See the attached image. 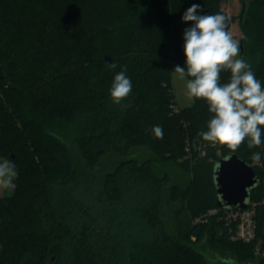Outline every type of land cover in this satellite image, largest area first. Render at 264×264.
Instances as JSON below:
<instances>
[{
  "label": "trees",
  "instance_id": "obj_1",
  "mask_svg": "<svg viewBox=\"0 0 264 264\" xmlns=\"http://www.w3.org/2000/svg\"><path fill=\"white\" fill-rule=\"evenodd\" d=\"M222 2L0 0V162L18 172L16 188L0 197V264H194L184 252L201 264H220L217 255L264 264V170L252 162L258 152L264 167V144L245 141L235 152L212 145L198 135L214 115L206 102L176 107L173 73L185 66L184 30L192 26L183 14L193 4L200 15L220 14ZM239 19L240 58L264 85V0L246 4ZM125 66L132 91L118 105L110 88ZM229 79L221 73L222 84ZM230 153L260 178L250 242L234 239L236 222H196L222 209L214 166ZM170 162L190 175L185 189L172 185ZM167 190L178 203L172 228Z\"/></svg>",
  "mask_w": 264,
  "mask_h": 264
},
{
  "label": "clouds",
  "instance_id": "obj_2",
  "mask_svg": "<svg viewBox=\"0 0 264 264\" xmlns=\"http://www.w3.org/2000/svg\"><path fill=\"white\" fill-rule=\"evenodd\" d=\"M200 6L193 4L183 14V22H192L184 30L185 66L177 65L174 72L179 79L186 78L190 98L203 100L208 105L212 118L207 130L198 133L212 145L226 146L237 151L247 141L248 147L264 144V85L255 76L251 65L240 56V44L228 31V18L223 14H198ZM115 68V64L111 65ZM126 66L114 76L110 97L121 104L132 91V82L126 75ZM230 72L227 83H221V73ZM157 139H163L162 126L151 129ZM253 159L261 160L260 153ZM18 172L14 163L0 162V188H16L14 180ZM220 264H235L231 257H220Z\"/></svg>",
  "mask_w": 264,
  "mask_h": 264
},
{
  "label": "water",
  "instance_id": "obj_3",
  "mask_svg": "<svg viewBox=\"0 0 264 264\" xmlns=\"http://www.w3.org/2000/svg\"><path fill=\"white\" fill-rule=\"evenodd\" d=\"M242 1L243 10L246 2ZM220 14L228 18V31L232 27L231 16L222 11ZM244 51L243 41L240 44L241 54ZM5 77V71L0 65V79ZM199 148V142L197 141ZM214 182L216 187L217 205L225 210H244L251 205L252 190L260 185V178L253 165L243 160L237 153L221 157L214 166Z\"/></svg>",
  "mask_w": 264,
  "mask_h": 264
},
{
  "label": "rangeland",
  "instance_id": "obj_4",
  "mask_svg": "<svg viewBox=\"0 0 264 264\" xmlns=\"http://www.w3.org/2000/svg\"><path fill=\"white\" fill-rule=\"evenodd\" d=\"M252 0H246V4H249ZM243 5L241 0H223L221 10L226 12L228 15L234 17V21L232 24L231 29L229 30L234 39H237L239 41V44H241V41L244 39V33L242 31L241 27V20L239 19L241 13H242ZM244 47V45H243ZM240 58V56H239ZM188 78L181 80L178 77L177 73H173V88L176 95V107L178 109H184L185 106H189L191 102L193 103V98H190L187 94L186 89V81ZM190 107V106H189ZM70 146L72 147V152L75 157V161L77 163V166L80 169H83L85 167V161L82 159V157L78 154L77 151V145L75 143H71ZM221 151L219 152V154ZM106 160V159H105ZM104 160V161H105ZM107 163L104 165L105 167H110V161H113L112 158H107ZM3 162V161H2ZM253 165H256L263 172L264 167L260 162H257L253 159ZM165 168L169 169L171 172L172 177V185L176 184L179 185L182 189L187 187L188 181L190 180V175L183 169V167L177 163V162H170L165 166ZM162 173V171H161ZM171 186L168 185V189ZM12 189H3L0 188V197H3L4 195H7L11 192ZM164 219L166 221V224L168 227L172 228L175 224L174 221V209L178 206V203L176 201L172 200V197L170 195V191L167 190L166 196H165V205H164ZM207 243H203L199 249L204 252H207ZM184 255L188 256V261L194 264H201V262L195 258V256L191 255L190 253H183ZM210 258V257H209ZM183 264H186V262H183Z\"/></svg>",
  "mask_w": 264,
  "mask_h": 264
},
{
  "label": "built area",
  "instance_id": "obj_5",
  "mask_svg": "<svg viewBox=\"0 0 264 264\" xmlns=\"http://www.w3.org/2000/svg\"><path fill=\"white\" fill-rule=\"evenodd\" d=\"M189 151V148H188ZM207 216V217H206ZM206 216L196 219V222L207 221L209 216H218L221 220L227 219L237 223L236 234L234 239H239L244 242H250L254 239L256 234V205L252 204L244 210H225L213 209L210 210ZM206 217V219H205Z\"/></svg>",
  "mask_w": 264,
  "mask_h": 264
},
{
  "label": "crops",
  "instance_id": "obj_6",
  "mask_svg": "<svg viewBox=\"0 0 264 264\" xmlns=\"http://www.w3.org/2000/svg\"><path fill=\"white\" fill-rule=\"evenodd\" d=\"M192 105V102H191V104L189 105V106H191ZM189 106H187V107H189ZM186 106H185V108H187Z\"/></svg>",
  "mask_w": 264,
  "mask_h": 264
}]
</instances>
